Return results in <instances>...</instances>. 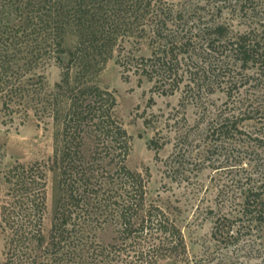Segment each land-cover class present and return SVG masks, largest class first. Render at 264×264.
<instances>
[{"label":"rangeland","instance_id":"rangeland-1","mask_svg":"<svg viewBox=\"0 0 264 264\" xmlns=\"http://www.w3.org/2000/svg\"><path fill=\"white\" fill-rule=\"evenodd\" d=\"M224 4L230 0H153L150 11L142 4L137 19L130 17L128 6L123 7L115 17L123 25L114 33L112 57L75 81L79 86L108 90L117 98L114 116L132 137L126 166L144 178L146 210L153 207L163 212L165 231L154 230L136 240L151 246L150 264H264V224L244 216L247 197L264 202V80L258 79L255 68L242 70L230 59L222 65L225 48L215 53L205 49L206 29L214 24H227L233 35L248 30L238 13L213 12ZM157 10L168 16L171 25L179 24V32L191 36L192 31L197 36L190 53L179 55L199 70L197 85L189 86V75L182 72L185 66L179 69L177 85L174 78L161 82L143 73L141 58H150L156 45L152 24ZM75 42L70 33L66 49L72 50ZM64 59L67 63L69 58ZM63 72L55 64L47 69L48 95L55 94ZM230 76L235 77L233 85ZM61 102L58 118L49 111L39 112L34 102L28 117L9 115L0 94V222L6 194L4 174L18 164L46 163L43 233L47 241L62 196L59 169L53 160L69 104L65 97ZM225 118H229L228 127L220 129L217 124ZM92 144L89 140L86 149L95 150ZM101 148L91 166L106 177L110 167L99 161L105 155ZM101 179L104 185L106 180ZM100 182H93L83 197L93 203L90 192ZM86 207L72 208L82 223L92 216ZM102 211L105 216L100 210L91 219V241L115 244L123 250L122 243L131 240L120 235L119 220L108 217L110 209ZM7 241L0 227V264L5 262Z\"/></svg>","mask_w":264,"mask_h":264},{"label":"trees","instance_id":"trees-1","mask_svg":"<svg viewBox=\"0 0 264 264\" xmlns=\"http://www.w3.org/2000/svg\"><path fill=\"white\" fill-rule=\"evenodd\" d=\"M152 2L0 0V94L5 113L28 117L30 104L34 102L36 110L49 111L58 118L61 98H67L69 103L62 121L61 143L53 159L59 169L62 196L48 241L43 233L47 164H18L3 176L6 194L0 227L8 240L4 264H150L151 246L136 240L154 230L165 231L163 212L153 207L146 210L144 178L126 166L132 137L114 116L117 98L98 86H79L76 82L112 57L116 45L114 33L123 25L115 18L121 9L128 6L130 17L137 19L142 4L150 11ZM225 10L238 13L248 30L233 35L227 24H214L206 29L205 49L215 53L219 47L225 48L222 65L230 59L242 70L255 68L258 79L264 80V0H230L229 5L217 6L213 12L222 15ZM153 16L154 28L151 27L156 45L150 58H141L143 73L161 82L174 78L177 85L179 69L185 66L182 72L189 75V86L197 85L199 70L185 63V56L179 58L190 53L197 36L192 31L191 36L179 32V24L171 25L168 16L159 10ZM70 33L76 42L68 51ZM52 64L64 72L61 82L55 85V94L48 95L46 72ZM230 81L233 85L235 77ZM227 121L229 118L217 126L224 129L228 127ZM89 140H93L95 150L86 149ZM99 147L105 151L99 160L101 165L110 167L106 177L91 166ZM101 178L106 180L104 185ZM95 181L101 184L90 192L94 196L92 203L83 195L87 196ZM80 206H87L88 214L92 215L83 223L75 216ZM102 209H110L108 217L119 220L120 235L131 240L126 245L122 243L123 250H118L115 244L106 246L91 241L94 232L91 219L100 210V215L105 216ZM245 209L244 216L264 224L263 201L247 197Z\"/></svg>","mask_w":264,"mask_h":264}]
</instances>
